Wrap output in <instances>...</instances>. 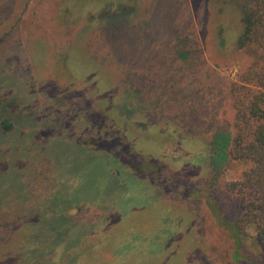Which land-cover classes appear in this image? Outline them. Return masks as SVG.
I'll use <instances>...</instances> for the list:
<instances>
[{
	"label": "rangeland",
	"instance_id": "obj_1",
	"mask_svg": "<svg viewBox=\"0 0 264 264\" xmlns=\"http://www.w3.org/2000/svg\"><path fill=\"white\" fill-rule=\"evenodd\" d=\"M241 31L232 0H0V264H264L216 212Z\"/></svg>",
	"mask_w": 264,
	"mask_h": 264
},
{
	"label": "trees",
	"instance_id": "obj_2",
	"mask_svg": "<svg viewBox=\"0 0 264 264\" xmlns=\"http://www.w3.org/2000/svg\"><path fill=\"white\" fill-rule=\"evenodd\" d=\"M232 2L239 10L242 26V31L236 38V46L243 48L264 37L261 29L264 26V0ZM248 78L246 83H250L252 87L245 90V85L241 84L231 88L235 108L232 131L227 135L220 133L213 140L214 143L210 142L214 151L217 150L213 156L214 163L221 162L222 157L229 153L233 160L246 165L237 178L226 184V189L238 196L239 214L233 218L226 217L221 208L216 207L220 219L218 223L234 242L233 255L236 258L243 240L249 236V228L253 229V238L260 253L264 255V67L252 72ZM118 110L121 115L119 117L126 115V112ZM5 127L8 124H4Z\"/></svg>",
	"mask_w": 264,
	"mask_h": 264
}]
</instances>
